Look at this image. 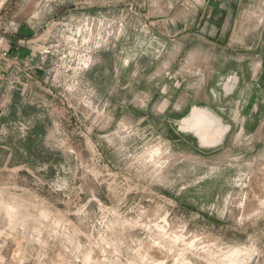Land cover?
Returning <instances> with one entry per match:
<instances>
[{
    "label": "rangeland",
    "instance_id": "374dc122",
    "mask_svg": "<svg viewBox=\"0 0 264 264\" xmlns=\"http://www.w3.org/2000/svg\"><path fill=\"white\" fill-rule=\"evenodd\" d=\"M221 3L0 0V264H264V0Z\"/></svg>",
    "mask_w": 264,
    "mask_h": 264
},
{
    "label": "bare ground",
    "instance_id": "6f19581e",
    "mask_svg": "<svg viewBox=\"0 0 264 264\" xmlns=\"http://www.w3.org/2000/svg\"><path fill=\"white\" fill-rule=\"evenodd\" d=\"M181 127L192 131L202 145L219 142L227 130L218 117L201 107L191 109L189 115L181 120Z\"/></svg>",
    "mask_w": 264,
    "mask_h": 264
},
{
    "label": "crops",
    "instance_id": "0c3cea01",
    "mask_svg": "<svg viewBox=\"0 0 264 264\" xmlns=\"http://www.w3.org/2000/svg\"><path fill=\"white\" fill-rule=\"evenodd\" d=\"M211 2H218V1H222V3H228L230 4L231 1L233 0H210ZM235 2L237 1L238 3H240V0H234ZM221 3V4H222ZM13 37H16V35H13ZM17 46H12L11 47V51L9 52V58L11 56H15V58H19L21 57V55H25V65L27 66L29 64L30 59L26 58L27 56V49L24 48V47H18L19 46V43H16ZM25 52V53H24ZM15 58H12L11 61H7L5 63L2 64V67H1V72H2V78L0 79V100L4 97V93H6L7 91V88H8V84H10V90L12 91V87H11V84L12 83H19L23 86L20 90H21V94L23 95L26 91V88H27V85H28V81L26 80V83H22L19 79V77H15L13 76V71H14V68H17L18 66L16 65L17 62L15 60ZM17 90H19L18 87H16Z\"/></svg>",
    "mask_w": 264,
    "mask_h": 264
},
{
    "label": "built area",
    "instance_id": "2783aa9c",
    "mask_svg": "<svg viewBox=\"0 0 264 264\" xmlns=\"http://www.w3.org/2000/svg\"><path fill=\"white\" fill-rule=\"evenodd\" d=\"M7 61H9V49L6 47L5 44H2V40H0V79L2 78V64Z\"/></svg>",
    "mask_w": 264,
    "mask_h": 264
}]
</instances>
